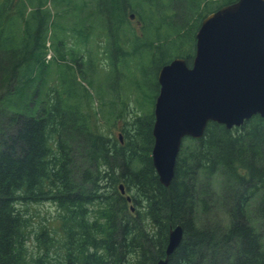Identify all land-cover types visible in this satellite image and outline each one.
I'll return each instance as SVG.
<instances>
[{"label": "trees", "instance_id": "obj_1", "mask_svg": "<svg viewBox=\"0 0 264 264\" xmlns=\"http://www.w3.org/2000/svg\"><path fill=\"white\" fill-rule=\"evenodd\" d=\"M37 1L27 12L33 0H0V264H157L178 225L183 238L167 264H264V118L231 129L210 122L203 137L185 138L172 182L162 185L151 157L152 111L135 117L121 138L102 133L91 93L71 77L74 68L82 73L81 58L58 64L62 86H45L47 14ZM160 1L94 0L113 62L116 52L129 55L120 36L135 34L128 12L147 2L148 19L139 15L145 37L167 40L161 65L175 57L191 63L176 40L178 9L169 17L155 6ZM235 1L206 2L196 21ZM43 202L57 207L59 224L37 232L34 257L23 206Z\"/></svg>", "mask_w": 264, "mask_h": 264}, {"label": "water", "instance_id": "obj_2", "mask_svg": "<svg viewBox=\"0 0 264 264\" xmlns=\"http://www.w3.org/2000/svg\"><path fill=\"white\" fill-rule=\"evenodd\" d=\"M195 39L190 65L175 57L158 71L151 157L166 187L185 138L203 137L210 122L231 129L255 115L264 118V0L223 5L203 19ZM183 233L181 225L170 230L157 264L168 263Z\"/></svg>", "mask_w": 264, "mask_h": 264}, {"label": "rangeland", "instance_id": "obj_3", "mask_svg": "<svg viewBox=\"0 0 264 264\" xmlns=\"http://www.w3.org/2000/svg\"><path fill=\"white\" fill-rule=\"evenodd\" d=\"M33 1L34 3L29 5L27 12L36 8L38 1ZM43 1L45 5L41 10L43 14H47L46 32H44L46 47L44 58L50 65L44 74L45 86H62L60 78L61 72L64 70L58 68V64H62L65 68L72 59L81 58L82 73L78 71V68H74L71 77H75L77 80L75 86H81V91L84 86L91 93L92 105L98 113L92 120L102 133L113 138H121L124 128L130 127L129 124L134 121L135 117L150 111L154 115V105L159 91L158 71L162 66V57L167 54L168 45L167 40L163 37L160 39L154 35L145 37L148 29L143 28L141 17L148 19L151 6L144 2L138 7L135 6L136 12H128V25L135 34L125 36L121 32V44L125 48L123 50L128 51L129 55L126 58H120L119 53L116 52L114 63L111 57V48L115 46L108 36L109 27L105 24L106 20L103 21L102 17L96 15L94 0ZM217 1L219 0H161L155 6H158L159 10L168 14L169 17L174 16L175 8L178 9L179 22L176 23V27L180 28V36L176 40L179 43H184L185 51L189 52L187 55L194 56L196 32L208 14L197 22L198 15L202 14L206 2H214L208 5L215 7L214 4ZM183 7L186 8V11H182ZM131 13L136 14L134 20L128 18ZM155 17H159L158 13ZM163 28L161 32L164 31L165 28ZM78 31L81 32L82 37L79 36ZM167 32L169 33V29L166 30ZM152 42L151 46L149 43ZM143 43H145V47L141 48ZM158 43L161 44V48L157 50ZM137 45L141 48L138 51L135 50ZM156 52L157 59H154L153 56ZM60 53L66 55V60L60 59ZM90 57L92 58L91 62H89ZM136 68L145 70L143 73H139ZM137 86H142V90L137 89ZM141 106L144 108L142 109ZM217 187L220 188V186ZM23 210L30 219V236L27 245L29 254L39 257L36 234L45 226L51 227L53 224H59L57 219L59 211L50 202L27 204L23 206Z\"/></svg>", "mask_w": 264, "mask_h": 264}, {"label": "flooded vegetation", "instance_id": "obj_4", "mask_svg": "<svg viewBox=\"0 0 264 264\" xmlns=\"http://www.w3.org/2000/svg\"><path fill=\"white\" fill-rule=\"evenodd\" d=\"M131 15H132V13L130 14V20H134L135 19V15H134L133 18L131 17ZM158 86H160L159 83H158ZM132 210H134V209H132Z\"/></svg>", "mask_w": 264, "mask_h": 264}]
</instances>
